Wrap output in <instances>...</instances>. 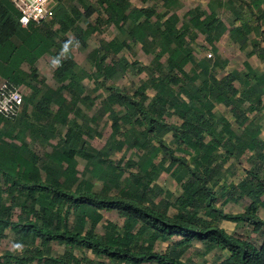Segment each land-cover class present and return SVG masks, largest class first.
<instances>
[{
	"label": "trees",
	"instance_id": "1",
	"mask_svg": "<svg viewBox=\"0 0 264 264\" xmlns=\"http://www.w3.org/2000/svg\"><path fill=\"white\" fill-rule=\"evenodd\" d=\"M78 1L83 12L76 6L71 7L72 18L69 16L68 19L72 22L88 16L94 9L85 0ZM163 3L167 6V0ZM99 6L104 18L114 24L118 33L138 42L144 52H153L156 46L150 66L144 68L147 81L131 94L109 87V93L101 103L110 120V133L99 149L84 144L83 136L91 135L90 129L84 128V116L79 114V108L74 107L73 112L79 115L83 124L80 126L75 120L68 119L70 105L75 106L76 100L66 104L57 88L46 87L39 93L36 87L31 86L32 94L23 99L25 104L35 99L31 110L27 112L22 102L16 118L7 120L0 117L3 122L0 128V239L9 230L17 240H25L21 252L2 253L0 264H31L34 259L43 257L44 248L51 241L63 245L65 250L61 255H46L47 264H105L98 260L101 257L109 264H191L180 255L194 239L201 242L205 250L214 247L226 252L225 257L214 264H264V220L257 215L258 208L264 209V173H260L264 143L257 137L259 121L264 117V100L261 99L264 74H257L246 67L244 76L252 77L253 82H241L240 88H234L230 81L237 76L236 71L215 80L204 63L208 59L201 58L193 63L191 50L184 40L185 34L193 28L210 40V34L218 25L212 18L198 19L196 14H191L179 30V19L174 13L164 14L162 21L151 24L147 19L152 11L130 7L128 0H99ZM142 16L144 19L138 22ZM104 18L99 16L96 21L101 19L103 22ZM17 27L16 11L0 1V44L10 46L7 53L11 54V60H16V63L25 60L34 76L33 62L42 53L50 54L53 59L59 58L61 66L54 67L53 77L59 82L66 80L67 85L82 94L72 56L69 52L64 56L58 54L60 48L54 33L44 36L27 34L21 45L15 46L9 40ZM70 28L74 37L82 40L96 31V25L91 24L84 29L76 24L62 26V30ZM232 38L243 45V33ZM123 47L125 40L113 37L92 50L97 74L110 79L122 73L119 60L112 55ZM163 54H167L165 67L158 61ZM108 56L111 59L104 62ZM187 62L194 68L191 66L188 73H184L182 67ZM129 65L122 63L124 67ZM208 74L210 78L206 79ZM16 75L17 71L13 69L7 77L16 83ZM196 78L200 80L197 84L193 82ZM147 86L154 90L150 99L145 94ZM181 94L185 98H181ZM78 98L84 102L88 97L82 94ZM90 99H96V95ZM51 102L57 104L53 113L48 110ZM216 102L231 105L237 123H246L239 132L231 130L222 116L211 112ZM114 104L121 107V113L112 109ZM169 109L181 119L178 125L167 124L164 120ZM250 112L252 115L247 118L245 113ZM45 120L47 124H40ZM54 123L65 127L59 138L60 144L40 158L29 150L26 134L40 133L44 129L55 131ZM218 123L221 126L216 130ZM166 132L171 133L173 148L163 139ZM117 134L121 137L117 138ZM205 135L209 136L207 142H203ZM13 138L16 143L11 141ZM184 146L194 153L190 165L183 157L174 154L175 151H183ZM123 147L134 148L136 159L124 160L121 157L114 164L110 162L108 156ZM249 151L245 160L250 167L245 176L236 184L222 181L225 159L232 157V164ZM76 156L84 158L90 164V175L105 182L110 190L115 191L114 194L93 191L82 181L72 189L66 187L58 179L56 168L63 163L69 167L64 177V181H68L75 173ZM157 156L160 158L155 162ZM172 167L171 174L180 183L181 193L169 199L170 194L155 180L161 171L167 172ZM218 192L245 196L248 202L242 212H224L215 204L220 195ZM157 196L159 199L154 201ZM170 206L175 208L172 214L167 212ZM14 208L18 209L15 220L12 218ZM100 210L115 211L122 218L121 225L107 222L101 227L102 233L97 232ZM70 215L72 219H69ZM222 219L245 224L254 234H261L260 243L255 245L225 232L218 225ZM170 236H179V240L168 252L154 249L157 239L165 240ZM35 239L38 244H34ZM73 250H88L96 259L84 255L78 258Z\"/></svg>",
	"mask_w": 264,
	"mask_h": 264
},
{
	"label": "rangeland",
	"instance_id": "2",
	"mask_svg": "<svg viewBox=\"0 0 264 264\" xmlns=\"http://www.w3.org/2000/svg\"><path fill=\"white\" fill-rule=\"evenodd\" d=\"M88 5H91L94 9L91 13L82 18L81 20H77L75 22L70 21L68 17H71L70 9L73 6H76L79 11L83 12V7H81L78 0H56V5L51 12V18L45 19L40 24L36 26H32V31H40L44 34L49 32L54 33V38L56 40L57 45L59 46L58 54L60 56H64L63 47L65 44L68 45V52L71 54L72 59L74 61V71L76 73V78H79V85L83 89L82 94H85L88 98L85 99L84 102L79 100L82 94H78L74 87L67 85V81H57L53 77V69L54 65L52 61L54 60L50 54H43V56L37 60V74L35 73L32 76V86L36 87L39 93H42L46 90V87L51 89H56L60 92V95L63 97L65 103H69L70 100L75 99V106L70 105V112L68 113V119L70 121H74L79 124L80 126L83 124V121L80 119L77 113H74L72 109L79 108L80 113L84 116L85 126L84 128L90 129V134L88 137L83 136V141L86 146H89L94 149H99L105 139L107 138L108 134L110 133V120L107 118V112L102 107V99L106 97L109 93V87H117L123 92L131 94L142 82L147 81V71L144 68H148L150 66V62L154 56L156 51V46H154L153 52H144L140 46V44L129 37H124L125 35H121L118 33L117 28L114 24L108 22L109 20L105 19V15L103 13L102 7L99 6V0H85ZM130 7H135L139 9H146L152 11V14L148 17V22L154 24L157 20L162 21L165 16L167 15V6L161 0H128ZM185 3V2H184ZM183 5V3H180ZM180 5L178 4L175 10L178 12L181 11ZM186 5H191V2H187ZM102 6H104L102 4ZM173 10V9H171ZM102 16L104 21L100 22L96 21V18ZM144 17H140L138 22L142 21ZM185 22L182 17H179V21L177 22V27L181 30L183 24ZM71 24H76L81 28H85L87 24L96 25V31L85 37L82 40L79 37H74L73 30L63 29L62 26L68 27ZM29 29V28H28ZM31 29V28H30ZM205 36V35H204ZM204 36L197 35L194 36L191 33L185 34L184 40L188 45V48L191 50V56L193 61H196L197 58H201L203 54L206 52H210V56L206 58L211 60L215 57L212 50L209 48V42L212 41L215 36H210V40L204 39ZM113 37H122L125 40V47H123L120 51L116 54L112 55V58L115 60H119L121 67L123 68L122 73L117 75L114 78L104 79L102 78L97 72L95 71L93 59L91 57V52L93 49L97 48L99 45L104 44L108 40L112 39ZM150 38V36H148ZM218 53L221 56H224L228 59V67L226 69L235 68L236 70H243L242 61L244 60V55L238 49H236L231 42L228 41L227 37H222L218 42ZM51 51H54L52 48ZM216 53L219 57L220 55ZM205 57V56H204ZM166 58L167 54H163L159 58V62L162 64L163 67L166 66ZM111 56L104 58V62H109ZM127 62L130 65L128 67L122 66V63ZM133 63V64H132ZM262 66V65H261ZM26 67V66H25ZM141 68V70H138ZM165 71V68H164ZM221 72V71H220ZM185 73V72H184ZM154 74H156L154 72ZM82 75V76H80ZM27 97L32 94V91L29 87L24 88ZM145 94L148 99H150L153 94L154 90L147 86L145 88ZM96 95V99L92 100V96ZM239 98V97H238ZM35 99L28 100L26 105V111L29 112L34 104ZM88 105H87V104ZM49 111L53 113L57 109V104L51 102L49 105ZM222 107H220L221 109ZM112 109L118 113H121V107L114 104ZM222 112L225 113L226 109H222ZM227 113V112H226ZM90 117H93L94 120H89ZM259 117H261L259 115ZM164 120L167 122L171 121L174 122L173 118L167 119L164 117ZM44 123H40L42 125L47 124V121H43ZM55 131H47L43 130L40 133H32L26 134L25 141L28 145L29 150L37 155L40 158H43L44 153H49L53 146H58L60 144L59 138L64 132L65 127L54 123ZM85 132V131H84ZM117 138H120V135H116ZM32 138V139H31ZM164 141L171 142L170 134L167 132L163 135ZM7 142V140H6ZM121 157L123 159L132 158L136 159V153L134 148L125 149L124 147L120 151H116L108 156V159L113 164L117 162ZM76 165H75V173L68 181H64L65 174L69 167L66 164H61V167L56 168L59 172V180L66 185V187L74 188V186L82 181L87 183L91 186L93 191L99 192L101 194H114L113 189H109L108 185L101 180L94 178L90 175L88 170L90 169V164L84 159L79 156L75 157ZM156 161V159H155ZM248 166V163L245 160V156H241L239 159V163L236 165L237 170L240 172L241 166ZM42 176L44 177V173L41 171ZM241 174V173H240ZM126 175V173H124ZM157 184L161 186L162 189L171 190L172 192H177V186L175 181L170 178L167 174H160V176L156 180ZM1 184V180H0ZM222 206V205H221ZM223 211L225 212H238L241 209V205H237L234 203H227L222 206ZM18 216V209L14 208L12 212V218L15 220ZM107 216L111 217L112 219L116 220L115 214H107ZM260 216L264 218V213H260ZM69 219H72L70 215ZM223 229L227 233H232L240 238L247 239L252 241L255 245H258L262 239V235L254 234L249 230L248 227L245 225H240L236 228L230 222H223ZM96 231L101 233L102 229L98 226L96 227ZM35 242V243H34ZM33 243L38 244V240L35 239ZM21 245L20 248H15L14 245ZM25 245V240H17L16 236L9 230L5 231V235L2 239H0V255L4 252H21L23 250V246ZM42 248V247H41ZM157 249H159L157 247ZM65 248L63 245L57 244L54 241L48 243L46 248H44L43 257L38 259H34L31 264H47L46 262V255H61L64 252ZM73 254L80 258L82 255L96 259V257L90 253L88 250H73ZM225 253L219 250H208L204 251L203 255L195 254V251L189 252L187 255L188 257L185 258L191 264H214L216 259L224 258ZM191 259H190V258ZM98 260L104 261L105 264H109L106 259L103 257L98 258ZM211 261V262H210Z\"/></svg>",
	"mask_w": 264,
	"mask_h": 264
},
{
	"label": "crops",
	"instance_id": "3",
	"mask_svg": "<svg viewBox=\"0 0 264 264\" xmlns=\"http://www.w3.org/2000/svg\"><path fill=\"white\" fill-rule=\"evenodd\" d=\"M0 1L12 6V4L8 0H0ZM161 1L163 2V0ZM187 2H191V5H186ZM180 3H183V5H180ZM178 4L180 5L179 8H181L180 12H178V10H175ZM13 9L15 10L14 7ZM170 13H174L178 17V19L179 17H182V19H184L186 22L189 16H191V14H196L198 19L212 18L214 22L216 21V23L218 24L215 27L216 31L210 34L212 36H215V38L209 42V48L214 53L215 57L211 60H204V63L207 66L208 73H211L212 78H214L215 80H220L221 78L227 76L230 72L236 71L237 76H235V78H232V80L230 81V84L234 88H240L241 82H245V81L248 83L253 82L252 77L246 78L244 76V73L246 72V67H249L251 70H253L257 74L259 73L264 74V0H167V15ZM38 24L40 23L30 24L29 26H26V27L20 26L18 24V27L16 28L14 35L10 37V40H9L10 43L15 46L21 45L22 40L27 34L38 33L42 36L46 35L40 31H37V32L32 31V28H33L32 26H36ZM188 30H189V33L193 34L194 36H197V35L204 36L205 35L203 32L197 31L196 29H193V28H189ZM240 33H243L244 38H245L242 46H240L235 41V39L232 38L233 36H236V34H240ZM222 37H227L228 41L231 42L232 45L236 49H238L240 52H242V54L244 55V60L242 61L243 70H236L235 68L226 69V67H228V59L225 58L224 56H221L218 53V46H217V42ZM204 39H205V36H204ZM9 47L10 46L7 44H0V82L3 80H9L7 75L13 69H15L17 71L16 76L18 79L16 84H19L22 87L23 91H24V88H27V87L31 88L32 75L29 72V65L25 62V60H21L18 63H16V60L12 61L11 54L9 55V53H7L10 50ZM216 53H218L220 57ZM43 54H46V53L45 52L42 53L33 62L34 74L35 73L37 74V70H38L37 60L40 59L43 56ZM201 58L207 59L206 57H204V54L203 56H201ZM201 58H197V60L193 61V63H197V61H199ZM191 66L192 65L189 62L185 63L182 67V71L185 73H188ZM192 68L194 67L192 66ZM195 71L198 72L199 69H196ZM207 78H210L209 74L206 75V79ZM193 82L197 84L198 82H200V80L196 78L194 79ZM25 95H27L26 92H23V99L26 97ZM237 96H238V93H237ZM180 97L185 98L184 96H182V94ZM261 99L264 100V93L261 95ZM220 107L222 108L220 109ZM230 107L231 105H224L222 103L216 102V103H213L211 112L216 115L222 116L228 122L229 128L231 130H233L234 132H239L243 128V126H245L246 123L243 122L242 124H238L237 121L235 120V117L233 116L231 112ZM222 109H226L227 113L226 112L223 113ZM167 112H168L167 119L173 118L174 120V122L167 120V124L178 125L181 122V119L178 118L174 113H172L171 109H169ZM245 115L247 116V118H250L252 115V112L245 113ZM262 118L259 121L260 126H259V133L257 137L264 143V119ZM2 126H3V122L0 121V128ZM220 126L221 125L218 123L215 129L219 130ZM168 133L170 134L171 142H167V143L170 145L171 148H173L174 144L172 143V136L170 132H167V134ZM13 134L14 133H12V135ZM208 139H209V136L205 135L203 142H207ZM3 140L9 141L8 138H3ZM11 141L16 143V139L14 138ZM217 153H220V150H218ZM174 154L177 156L183 157L185 159V163L187 165H190L192 156L194 153L190 149H188L186 146H184L183 151L181 152L175 151ZM249 154H250V151L247 153H244L242 156H245L246 158ZM159 158L160 156H157L155 158L156 159L155 162H157ZM239 159L238 161L234 160L233 162L235 163H232V164H231L233 160L232 157H228L227 159H225L223 166H222L224 170L223 177L221 178L222 181L225 180L226 183L231 182L233 184H236L240 179H242L245 176V171L250 167V165L246 160V162L248 163V166L242 165L240 168V172H239V170H237V167H236V165L239 163ZM168 161L169 160H167V163ZM165 164L166 163H164V165ZM173 168L174 167H172L167 172L161 171L158 174V177L162 173L167 174L168 176H170L171 179L175 181V184L177 186V192H172L171 190L163 189L167 191L168 194H170L169 199H171L172 197H176L181 193L180 183L171 174V171L173 170ZM260 173L261 174L264 173V162H263V165L261 166ZM156 180H155V183L157 184ZM217 188L219 187L217 186ZM217 188L214 187V190H216ZM158 199H159V196L155 197L154 201H157ZM247 202H248V199L245 196H242V197L236 196L235 193H232L229 196L228 193L222 192V194L218 196L215 204L217 206H221V204L225 205L227 203H234L237 205H241V209L238 212H242ZM167 212L169 214H172L175 212V208L170 206L167 208ZM261 212L264 213V209L260 207L257 209V215L259 216L260 219L264 220V218L260 216ZM229 213H233V212H229ZM100 214H101V219L99 223L97 224V227L99 226L101 228L102 225H105L107 222H110L114 224L115 226H120L122 223V218L115 211L100 210ZM107 214L109 215L115 214V217L117 219L114 220L111 217L107 216ZM226 221L232 223L236 228H238L240 225H245L242 223L236 224L234 222L222 219L218 222L219 227L223 228L224 227L223 222H226ZM178 240H179V236H170L165 240L157 239L156 242L154 243V249L159 252H166V251L168 252L171 246ZM157 247L159 249H157ZM213 249L217 250L214 247L208 250L210 251ZM208 250H205V247L203 246L201 242L194 239L192 240L190 245L184 249L183 253L180 255V258L184 260L185 258L188 257L187 255L189 254V252H192V251L193 252L195 251V254L197 255L204 256V251H208ZM223 253L226 254V252L224 251ZM220 259H216L215 263L218 262Z\"/></svg>",
	"mask_w": 264,
	"mask_h": 264
},
{
	"label": "built area",
	"instance_id": "4",
	"mask_svg": "<svg viewBox=\"0 0 264 264\" xmlns=\"http://www.w3.org/2000/svg\"><path fill=\"white\" fill-rule=\"evenodd\" d=\"M17 11V23L26 27L50 18L56 0H8ZM210 52L204 56L209 57ZM23 89L10 80L0 82V117L13 120L21 111Z\"/></svg>",
	"mask_w": 264,
	"mask_h": 264
},
{
	"label": "clouds",
	"instance_id": "5",
	"mask_svg": "<svg viewBox=\"0 0 264 264\" xmlns=\"http://www.w3.org/2000/svg\"><path fill=\"white\" fill-rule=\"evenodd\" d=\"M68 52V45L65 44L64 47H63V53H67ZM53 65L56 66V67H59L61 66V60L59 58H56L52 61ZM15 248H20L21 245L17 244V245H14Z\"/></svg>",
	"mask_w": 264,
	"mask_h": 264
}]
</instances>
